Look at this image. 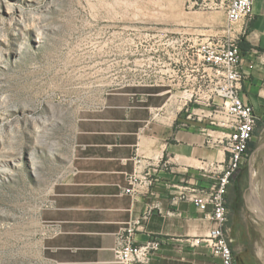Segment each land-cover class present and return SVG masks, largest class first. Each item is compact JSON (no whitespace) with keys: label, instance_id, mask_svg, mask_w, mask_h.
<instances>
[{"label":"rangeland","instance_id":"374dc122","mask_svg":"<svg viewBox=\"0 0 264 264\" xmlns=\"http://www.w3.org/2000/svg\"><path fill=\"white\" fill-rule=\"evenodd\" d=\"M25 1L0 0V164L13 170L0 181V264H49L43 213L72 170L82 113L130 85L169 90L165 97L177 94L180 104L209 103L202 88L216 79L202 85V69L212 71L200 64L193 71L189 59L198 43L230 37L226 0ZM263 158L257 121L227 191L234 264H264V224L248 200L252 168Z\"/></svg>","mask_w":264,"mask_h":264},{"label":"crops","instance_id":"0c3cea01","mask_svg":"<svg viewBox=\"0 0 264 264\" xmlns=\"http://www.w3.org/2000/svg\"><path fill=\"white\" fill-rule=\"evenodd\" d=\"M235 31L246 46L241 48L239 95L264 123V0L253 2L251 16ZM203 80L202 85L208 78ZM168 91L130 85L80 115L72 170L57 184L54 204L43 213L46 225L60 229L42 244L49 264H119L112 249L115 233L148 209L133 238L135 244L160 241L147 264H222L195 243L211 227L205 212L188 200H174L187 183L209 186L213 177L204 169L226 160L219 139L224 130L217 125L222 116L215 105L189 98L180 104L177 94L165 97ZM134 156L152 183L131 196L121 188L135 168Z\"/></svg>","mask_w":264,"mask_h":264},{"label":"built area","instance_id":"2783aa9c","mask_svg":"<svg viewBox=\"0 0 264 264\" xmlns=\"http://www.w3.org/2000/svg\"><path fill=\"white\" fill-rule=\"evenodd\" d=\"M255 0H226L225 16L229 39L202 41L197 44L195 53L189 61L193 63V71L199 70V64L208 67V74L202 69V77L209 80L215 78L212 87L206 89L208 104L215 105L222 118L217 125L223 128L220 142L227 152L224 163L220 166L210 165L204 169L213 177L209 186H199L187 183L174 200H188L200 211L205 212L211 222L208 232L195 239L196 244H203L210 252L221 259L222 264H234L231 248L232 239L228 236V202L227 191L232 178L241 168L249 150V144L254 138L258 115L253 107L245 104L239 92L244 73L241 68L242 51L239 47L240 36L235 26L247 20L252 14ZM196 58V60L194 59ZM210 82V81H209ZM208 87V86H206ZM135 168L128 175V185L121 192L136 196L142 188H148L152 179L148 172L140 170L141 159L134 156ZM147 212L121 226L115 233L113 253L119 264H147L151 255L160 247L158 239H148L143 243H134V234L141 220L148 217ZM51 234H57L60 229L57 224H47Z\"/></svg>","mask_w":264,"mask_h":264},{"label":"bare ground","instance_id":"6f19581e","mask_svg":"<svg viewBox=\"0 0 264 264\" xmlns=\"http://www.w3.org/2000/svg\"><path fill=\"white\" fill-rule=\"evenodd\" d=\"M25 2H32V0H26ZM27 3V4H28ZM20 8V7H19ZM15 10V9H14ZM28 161H30L31 168H35V159L33 160L31 156H28ZM34 158V157H33ZM6 163L11 164L12 168H15L19 165L17 159H6ZM13 171V170H12ZM3 164H0V181L2 179H7L10 177L11 172ZM249 205L257 218L264 224V158L261 163H258L257 167L252 168L251 171V193L248 198Z\"/></svg>","mask_w":264,"mask_h":264},{"label":"trees","instance_id":"16d2710c","mask_svg":"<svg viewBox=\"0 0 264 264\" xmlns=\"http://www.w3.org/2000/svg\"><path fill=\"white\" fill-rule=\"evenodd\" d=\"M239 47H240V49L242 48V49H244V48H246V46L243 44V41L240 39V41H239ZM241 49V50H242ZM250 144H251V142H250ZM250 144H249V146H250Z\"/></svg>","mask_w":264,"mask_h":264}]
</instances>
